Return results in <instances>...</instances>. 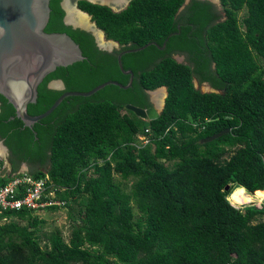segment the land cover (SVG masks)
Listing matches in <instances>:
<instances>
[{
    "label": "trees",
    "instance_id": "trees-1",
    "mask_svg": "<svg viewBox=\"0 0 264 264\" xmlns=\"http://www.w3.org/2000/svg\"><path fill=\"white\" fill-rule=\"evenodd\" d=\"M184 1L130 0L115 12L78 0L120 44L110 53L90 32L65 25L60 0H49L44 30L67 33L84 58L44 77L30 115L64 91L127 84L117 54L147 45L121 56L133 72L128 88L108 84L66 96L32 126L0 95L11 171L26 163L30 174L46 178L62 205L45 209L67 208L72 221L67 240L52 231L42 247L34 212L0 211V264H264V206L240 207L233 196L264 192V0H220L223 19L208 1L191 0L180 11ZM54 79L63 90L47 86ZM194 80L219 92H204ZM161 86L163 108L145 126L126 104L147 108L146 91ZM146 129L150 141L139 145Z\"/></svg>",
    "mask_w": 264,
    "mask_h": 264
},
{
    "label": "water",
    "instance_id": "water-1",
    "mask_svg": "<svg viewBox=\"0 0 264 264\" xmlns=\"http://www.w3.org/2000/svg\"><path fill=\"white\" fill-rule=\"evenodd\" d=\"M71 1L74 2L78 11L87 14L91 20L90 14L79 9L75 0ZM88 1L109 6L113 11L118 12L124 9L130 0L124 6L116 8L112 7L110 3ZM187 1L185 0L184 3ZM63 6L66 12L65 17H67L66 0H64ZM49 13V0H0V95L14 107L15 115L21 119L25 126H32L35 122L48 116L66 96H89L108 84H114L124 89L128 88L133 80V72L123 69L121 56L124 53L143 49L147 45L124 49L118 53V66L122 73L129 75L127 84L123 85L115 80H107L88 91H64L44 112L30 115L27 112V106L36 101L37 88L44 77L58 66H67L84 58L79 45L67 33L46 32L44 30L49 19ZM91 23L96 29H99L92 20ZM78 27L94 35L90 29ZM99 30L104 35V32ZM107 41H112L116 46L118 45L113 40ZM163 46L164 44L160 48ZM203 85L208 89L205 92H219L206 82ZM48 87L63 90L64 84L62 80L54 79L49 82ZM161 88L165 89V87ZM148 92L151 94V91ZM166 95L167 92L165 91ZM126 108L143 120L145 126H149L150 121L156 119L159 116V110L162 109V107L142 108L132 104H126ZM228 131L229 128H225L203 138L202 142L213 140ZM0 143L7 150L1 140Z\"/></svg>",
    "mask_w": 264,
    "mask_h": 264
},
{
    "label": "built area",
    "instance_id": "built-area-1",
    "mask_svg": "<svg viewBox=\"0 0 264 264\" xmlns=\"http://www.w3.org/2000/svg\"><path fill=\"white\" fill-rule=\"evenodd\" d=\"M147 131L137 135L139 145L150 141ZM54 192V185L46 178H36L27 169L12 172L0 162V211L26 209L36 213L54 204L62 205Z\"/></svg>",
    "mask_w": 264,
    "mask_h": 264
},
{
    "label": "rangeland",
    "instance_id": "rangeland-1",
    "mask_svg": "<svg viewBox=\"0 0 264 264\" xmlns=\"http://www.w3.org/2000/svg\"><path fill=\"white\" fill-rule=\"evenodd\" d=\"M73 3L74 2H72L71 4H73ZM240 14H242V12ZM180 62H181V60H180ZM194 84H195V86L198 89H201L204 92L208 90L204 85H201V87H199L195 80H194ZM158 90H159V88L156 89V90L151 91L152 99L154 98L153 97V92L158 91ZM160 107L161 106H159V108ZM0 157L3 158L6 161L8 160L7 159L6 149H5L4 155L0 154ZM19 169L20 170H25V169L29 170V167L26 166L25 164H21ZM131 184H132V179H129L127 181H123V186H124V188L127 191L130 190ZM240 190L241 189H238V191H240ZM238 193L239 194L237 195V192H236L234 194V197L237 198L240 203H243L240 207L245 206V204L246 205H248V204H258V205L264 206V193H262V195H261V193L257 192L256 193L257 196H251V195L246 193L247 196H249L250 198L247 197V196H243L245 193H242V192L241 193L238 192ZM71 213L74 216L78 217V207L77 206H72L71 207ZM35 215L38 217V219H40V231H39V234H40V245L42 247L44 246V243L47 242L46 235L48 233L52 232V231L58 230L65 240L68 239L72 221H71V218L69 217V213L67 211V208H60V209H57V210H54V211H51L49 209L48 210L45 209V210H41L39 212H36ZM19 222L20 223H26V220L19 221Z\"/></svg>",
    "mask_w": 264,
    "mask_h": 264
},
{
    "label": "flooded vegetation",
    "instance_id": "flooded-vegetation-1",
    "mask_svg": "<svg viewBox=\"0 0 264 264\" xmlns=\"http://www.w3.org/2000/svg\"><path fill=\"white\" fill-rule=\"evenodd\" d=\"M112 1V3L113 4H119L118 5V7L119 6H124L126 3H127V1L128 0H111ZM191 0H188L186 3H184L185 5H187L189 2H190ZM199 1H208V2H210V3H212L213 4V6H214V9H216L217 11H218V13L220 14V19H223L224 17H225V12H224V10H223V6L221 5V3H220V0H199ZM63 2H64V0H60V6H61V8L63 9V11H64V15H63V19H62V21H63V23L65 24V25H69V26H71L72 28H79L77 25H75L74 24V22H72L71 20H69L68 19V9H67V3H66V9H67V17H65V15H66V12H65V8H64V6H63ZM75 2H76V5H77V2H78V0H75ZM185 2V1H184ZM129 3V2H128ZM185 5H184V7H185ZM183 6V5H182ZM78 7V6H77ZM184 7L182 8V9H180V11L181 10H183L184 9ZM66 18V19H65ZM94 22V21H93ZM96 25V24H95ZM97 27V26H96ZM83 28H85V27H83ZM98 28V27H97ZM79 29H81V28H79ZM87 29V28H86ZM89 29V28H88ZM82 30H84V29H82ZM93 33H94V35L96 34L95 33V31H93L92 29H90ZM86 31V30H85ZM103 31V30H102ZM89 32V31H88ZM91 33V32H90ZM92 34V33H91ZM93 34H92V36H93V39H94V42H95V44H96V46L99 48V49H101V50H104V51H107V52H110V53H112V52H114L115 50H120V48H121V46H120V44H118L117 46L115 45V44H113V45H111V47L110 46H104V45H99V43H98V41L96 40V36H94ZM104 37H105V33H104ZM105 39H106V41L107 40H110V39H107L106 37H105ZM114 41V40H113ZM116 42V41H115ZM118 43V42H117ZM120 52V51H119ZM118 55V54H117ZM123 55V54H122ZM172 57L174 58V59H176L177 61H179L180 62V60H181V62L182 61H184V62H186V55L185 54H179V53H173L172 54ZM50 82V81H49ZM49 82L47 83V86H48V84H49ZM204 83V82H203ZM203 83H197L198 84V86L199 87H201V85H203ZM197 88V87H196ZM146 93H147V95H148V101H149V106L148 107H155V108H157V107H159V106H161L162 108H163V105H164V99L165 98H163V100H162V103H161V105H159V103H157L155 100H154V98L152 99V97H151V94L148 92V91H146ZM8 102V101H7ZM1 106H2V102H1V100H0V109H1ZM147 107V108H148ZM161 110L162 109H160L159 111L161 112ZM0 140L3 142V144H4V140L2 139V138H0ZM5 145V144H4ZM6 146V145H5ZM6 152H7V161L9 162V157H10V152H9V150H8V148H7V150H6ZM10 163V162H9ZM26 164V163H25ZM27 165V164H26ZM28 166V165H27Z\"/></svg>",
    "mask_w": 264,
    "mask_h": 264
},
{
    "label": "bare ground",
    "instance_id": "bare-ground-1",
    "mask_svg": "<svg viewBox=\"0 0 264 264\" xmlns=\"http://www.w3.org/2000/svg\"><path fill=\"white\" fill-rule=\"evenodd\" d=\"M92 1H100L102 3H110L112 5V7H114V8L118 7V5H119V4H113L111 0H92ZM66 3H67L68 14H69L68 15V19L69 20H71L72 22H74V24L77 25V26H80L82 28L85 27L87 29L89 28V29H92L93 31H95V33H96L95 36H96V39H97L99 45H101V46L104 45V46H110L111 47V45L114 44L112 41H106L103 33L99 29H96L93 26V24L91 23V20H90L89 16L87 14L83 13V12L78 11L76 9L74 3L71 4L72 3L71 0H66ZM119 7H122V5L119 6ZM153 97H154V100L157 103L160 102L159 104L161 105L162 100L165 97V89L164 88H159L158 91L153 92ZM4 153H5V148L0 143V154L1 155L2 154L4 155ZM236 192L237 191H235V193ZM242 193H245L243 196H247V194H249V193L246 194V192H242ZM259 193H261V195H262V193H264V192L260 191ZM238 194L239 193L237 192V195ZM247 197H249V196H247ZM234 199L237 202H239V200L237 198L234 197Z\"/></svg>",
    "mask_w": 264,
    "mask_h": 264
},
{
    "label": "crops",
    "instance_id": "crops-1",
    "mask_svg": "<svg viewBox=\"0 0 264 264\" xmlns=\"http://www.w3.org/2000/svg\"><path fill=\"white\" fill-rule=\"evenodd\" d=\"M2 162H3V164L5 165L6 168H11V166H10V164H9L8 161H6V160H4V159L2 158ZM7 162H8V163H7Z\"/></svg>",
    "mask_w": 264,
    "mask_h": 264
},
{
    "label": "clouds",
    "instance_id": "clouds-1",
    "mask_svg": "<svg viewBox=\"0 0 264 264\" xmlns=\"http://www.w3.org/2000/svg\"><path fill=\"white\" fill-rule=\"evenodd\" d=\"M161 87H164V86H161ZM161 87H158V88H161ZM158 88H156V89H158ZM156 89H154V90H156ZM148 91H153V90H148ZM165 91H166V88H165ZM167 92V91H166ZM166 97V96H165ZM164 97V98H165ZM1 158V157H0ZM2 159V158H1ZM10 164V163H9ZM22 164H24V163H22ZM28 170V169H27ZM29 171V170H28Z\"/></svg>",
    "mask_w": 264,
    "mask_h": 264
}]
</instances>
